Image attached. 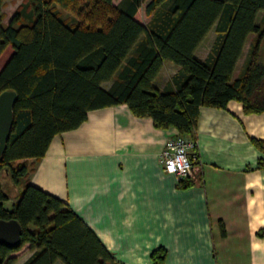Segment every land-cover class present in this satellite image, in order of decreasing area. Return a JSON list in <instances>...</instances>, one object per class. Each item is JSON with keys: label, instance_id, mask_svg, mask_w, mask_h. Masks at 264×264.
I'll return each instance as SVG.
<instances>
[{"label": "trees", "instance_id": "1", "mask_svg": "<svg viewBox=\"0 0 264 264\" xmlns=\"http://www.w3.org/2000/svg\"><path fill=\"white\" fill-rule=\"evenodd\" d=\"M4 1L0 56L8 46L12 54L0 70V93L15 91L17 100L0 173L14 184L27 177L55 135L79 127L92 110L125 104L136 117H150L155 127L174 128L176 136L192 140L200 107L225 108L234 100L245 114L264 112V0H149L148 22L140 17L146 0H95L86 26L68 23L53 7L66 9L74 0H28L26 24L20 11L4 23ZM211 30L214 42L200 60L195 51ZM251 34L255 41L234 77ZM166 62L180 70L159 91L153 81ZM252 142L264 153L261 140ZM7 199L0 183V219L16 220L22 233L16 246L0 244V264H15L12 254L25 245L31 255L23 264H119L57 197L26 183L10 208L4 207ZM165 255L163 248L153 250L150 263L164 264Z\"/></svg>", "mask_w": 264, "mask_h": 264}, {"label": "crops", "instance_id": "2", "mask_svg": "<svg viewBox=\"0 0 264 264\" xmlns=\"http://www.w3.org/2000/svg\"><path fill=\"white\" fill-rule=\"evenodd\" d=\"M200 45L195 55L204 60ZM179 70L164 63L153 85L166 90ZM176 134L125 104L89 111L79 127L53 137L20 192L29 183L65 202L119 264H151L158 248L164 264H264V153L252 142L264 145V112L245 114L234 100L200 107L196 164L183 182L159 160Z\"/></svg>", "mask_w": 264, "mask_h": 264}, {"label": "rangeland", "instance_id": "3", "mask_svg": "<svg viewBox=\"0 0 264 264\" xmlns=\"http://www.w3.org/2000/svg\"><path fill=\"white\" fill-rule=\"evenodd\" d=\"M94 1L95 0H74V2L69 7H67L66 9L59 7L57 4H55L53 7L56 10V12L59 14V16L63 20L67 21L68 23H70L72 25H82V26L85 25L86 26V24H87L86 21L89 18L88 12H89V10H92L95 8ZM148 1L149 0H146L145 3L143 4L142 13L140 16L145 22H148L150 19L149 17L145 16V12H144L145 4ZM118 2H119V0H114L113 4L116 5ZM84 5H85V8H82V7H84ZM102 7H103V4H102V6L100 5V7L96 6V10L100 11V9ZM2 11H3L4 23H7L9 18L15 12H18V11L22 12L21 24L22 23L26 24L29 21V18L25 17L29 11L28 0H5ZM262 16H263V13L260 12L258 17H257V23H259L261 21ZM214 39H215V33L212 30L210 35L205 38V40L203 41V43H201V45L199 47V50H198V56L199 57L203 58L208 52H210V49H211L212 44L214 42ZM254 41H255V35L254 34L249 35V38L246 42L247 44L245 45V51H244L245 53H244V55H241V57L239 58V60L237 62L236 69L234 71V77H237L238 73L242 69L244 61H245V57L247 55V52L250 49V47ZM11 54H12V48L10 46H8L6 48V50L4 51V53L2 54V56L0 57L1 66H2V60H4L6 62ZM260 56H261V63L264 66V38L262 39L261 44H260ZM2 57H3V59H2ZM106 86H107V84H104V87H106ZM0 182L2 185L3 191L8 195V199L4 202V207L10 208L12 206V204L18 199V194L20 192L21 187L19 184L13 183L12 179L6 173V171H2L0 173ZM29 254L31 255V251L29 250V246L28 245L23 246L19 251L12 254V256L16 257V259H17L15 264H23V262L30 256Z\"/></svg>", "mask_w": 264, "mask_h": 264}, {"label": "water", "instance_id": "4", "mask_svg": "<svg viewBox=\"0 0 264 264\" xmlns=\"http://www.w3.org/2000/svg\"><path fill=\"white\" fill-rule=\"evenodd\" d=\"M17 100V94L12 90L0 93V156L3 154L9 138L13 122V107ZM22 229L14 220L0 219V244L16 246L20 241Z\"/></svg>", "mask_w": 264, "mask_h": 264}, {"label": "built area", "instance_id": "5", "mask_svg": "<svg viewBox=\"0 0 264 264\" xmlns=\"http://www.w3.org/2000/svg\"><path fill=\"white\" fill-rule=\"evenodd\" d=\"M196 142L189 138L173 136L167 139L160 152L159 160L165 173L171 174L177 180L190 176L193 167V155Z\"/></svg>", "mask_w": 264, "mask_h": 264}]
</instances>
